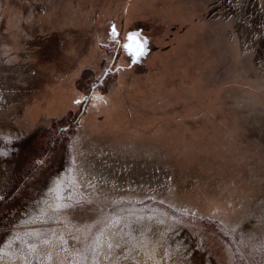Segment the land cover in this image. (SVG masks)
Segmentation results:
<instances>
[{
  "label": "rangeland",
  "instance_id": "rangeland-1",
  "mask_svg": "<svg viewBox=\"0 0 264 264\" xmlns=\"http://www.w3.org/2000/svg\"><path fill=\"white\" fill-rule=\"evenodd\" d=\"M0 264H264V0H0Z\"/></svg>",
  "mask_w": 264,
  "mask_h": 264
},
{
  "label": "snow or ice",
  "instance_id": "snow-or-ice-1",
  "mask_svg": "<svg viewBox=\"0 0 264 264\" xmlns=\"http://www.w3.org/2000/svg\"><path fill=\"white\" fill-rule=\"evenodd\" d=\"M112 33L113 35L116 34V28L113 26L112 28ZM138 33H130L128 36L129 43L124 45V48L127 49L130 55L133 56V63H136L140 57L144 56L147 54V49L145 48V44L147 41H144L143 43L137 38ZM87 99V97H85ZM75 103L79 104L81 101L77 100Z\"/></svg>",
  "mask_w": 264,
  "mask_h": 264
}]
</instances>
